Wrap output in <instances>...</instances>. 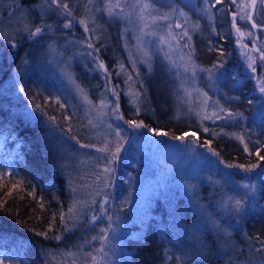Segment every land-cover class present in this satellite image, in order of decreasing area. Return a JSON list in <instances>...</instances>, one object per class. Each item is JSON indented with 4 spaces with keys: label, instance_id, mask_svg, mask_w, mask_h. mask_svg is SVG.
Returning <instances> with one entry per match:
<instances>
[{
    "label": "trees",
    "instance_id": "obj_1",
    "mask_svg": "<svg viewBox=\"0 0 264 264\" xmlns=\"http://www.w3.org/2000/svg\"><path fill=\"white\" fill-rule=\"evenodd\" d=\"M61 3L68 4L71 16L55 5L45 7L44 0H0V257L4 264H85L86 260L91 264L88 253L98 257V264H264L260 242L264 240V193L249 207L250 190L238 188L240 182L251 181L253 172H264L260 159L264 156V94L259 90L264 61L256 51L264 49V5L258 0L254 12L245 9L261 25L253 28L251 21L240 19L238 2L222 0L206 13L200 0H174L189 21L199 25L189 34L193 59L199 70L209 69L212 75L199 82L202 90L209 97L215 95V88L226 91L230 97L221 92L216 96L229 97L226 109L242 114L229 121L198 122L176 107L182 77L165 56L153 55L151 67L129 64L120 20L110 17L100 0ZM234 14L237 27L252 33L251 39L241 41L247 45L244 52L237 50ZM81 19L89 31L79 23ZM68 21L71 27H63ZM41 24L51 25L52 30L29 38L24 26L30 31ZM89 43L94 47L88 48ZM249 56L255 59V72L247 65ZM100 61L107 73L98 67ZM208 83L213 90L209 91ZM112 89L119 95H113ZM136 91L142 93L139 112L132 103L131 93ZM216 96L210 98L217 100ZM117 104L115 115L123 116L120 138L133 128L125 123L128 120L147 125L135 130L157 144L174 143L178 140L173 136L189 133L183 142L192 141L195 153L209 155L206 168L194 163L199 175L181 173L178 182L170 178L141 196L138 171L124 163L126 158L135 159V154L128 141L121 140L122 144L107 145L111 152L117 147L120 151L109 165L113 170L97 180L95 174L105 166L102 157L111 155L97 150L105 147L99 141L103 123L108 119L112 127H106V135L111 134L112 109ZM204 127L209 131L204 132ZM229 132L242 135L244 142L225 135ZM128 167L131 183L123 177ZM74 200L82 202L80 215L69 220L68 208ZM235 200L242 202L239 211L232 207ZM57 235L61 239H54ZM102 246L104 252L98 253ZM166 248L172 250L167 260Z\"/></svg>",
    "mask_w": 264,
    "mask_h": 264
},
{
    "label": "rangeland",
    "instance_id": "obj_2",
    "mask_svg": "<svg viewBox=\"0 0 264 264\" xmlns=\"http://www.w3.org/2000/svg\"><path fill=\"white\" fill-rule=\"evenodd\" d=\"M98 1V0H94ZM164 1L166 5L162 7L163 5L155 4L151 0H140L141 3L149 2L152 7L148 10V13H146V19L148 15L153 16H161L165 13H169L171 8H177L178 10H183L181 5H176L174 0H160ZM181 1V0H178ZM190 1V0H187ZM103 9H105V4L108 2V0H100ZM113 4L117 3V0H111ZM201 6L205 9L209 7L210 5H214L216 3V0H200ZM238 2L237 6V12L239 16L245 15V10L241 11L240 6L244 3H247V0H236V3ZM100 4V3H99ZM120 7L115 8L114 12L119 13V16L114 15L120 20V27H121V33L122 37L124 36L125 41V48H126V56L127 61L129 64H133V60L136 61V63L145 64L147 67L151 65V60L153 55L162 54V56H165L166 53L170 54L172 59L176 61L177 65L183 63L179 60V56L183 53L188 52L189 49L184 47L185 44L188 43V38L184 37L182 40H179V43L177 44L176 40H170V43L172 44V48L170 49L168 44H161L159 41V37L161 35H167L166 28L167 25L171 24L172 28L171 31L173 34L176 33H182L184 29H188L189 34L196 29L193 27L196 25V22L189 21L188 17L179 16L178 14L172 15L169 20H157L154 24L148 20V23L151 25L149 29L146 31H152L155 32V35H144L143 36V43L140 45L143 47L146 51L150 53V59L148 62H143L144 57L142 54H140L137 51V39L136 37L141 35L139 32V28L142 26L141 23L138 21L137 18V11L138 8L134 7L136 5V0H119ZM106 11V10H105ZM184 11V10H183ZM107 12V11H106ZM185 12V11H184ZM186 13V12H185ZM185 20L187 22L185 23ZM182 25V27H176L177 24ZM244 33H246L243 37H240L237 33V50L239 52H244L247 49V47H244L243 44L244 40H249L252 38V36L247 35L248 31L244 30ZM243 40V42H241ZM245 43V42H244ZM191 45V42L189 43ZM251 47V44L248 45ZM181 49L183 52H181ZM131 53V56H130ZM258 57V56H257ZM169 61V60H168ZM135 63V64H136ZM172 65V64H171ZM247 65H249V61H247ZM254 66V64H253ZM173 71L175 74H177L179 77H182L180 80V94L178 95L177 99V108H180L182 110V113H184V116H193L198 122L201 121V119L195 114L196 111H199V103L200 100L203 99V97H199L198 99V93L195 91L196 89H203L199 82L201 80H204L209 74L197 69L196 77L194 82L191 79V72L185 73L182 67H173ZM252 70V69H251ZM252 76V75H251ZM254 77V76H253ZM184 85V88H187L191 92V96L186 97L184 93V88L181 87V85ZM260 87V85H259ZM233 88V87H231ZM208 89L213 90V86L211 83H208ZM215 92L213 97L215 98L216 95L219 94V92L222 93L223 96H229L226 91H220L219 89L215 88ZM205 92V91H203ZM264 94V93H261ZM233 96V95H232ZM230 97V96H229ZM229 97H226L225 99H220L216 96L217 100L220 102V104L226 109L228 108L227 102L229 101ZM263 97V96H262ZM232 98V97H231ZM227 99V100H226ZM210 99L209 104H211L212 101H217ZM257 101H260L259 103H263L260 99ZM230 104H233L231 102ZM192 109L189 113V109ZM211 107H209L208 112H211ZM228 110V109H227ZM230 111V110H228ZM203 114V113H202ZM114 119V129L112 130V133L109 135H106L108 132L106 131V127H108V119L104 121V136L99 139L103 142V146L108 145L109 143H113L114 145H119L121 142H127L128 146L131 145V150L135 154L134 158H126L124 160V163L128 165L129 167H134L136 171H138L139 174V184L140 185V195L143 196L145 192L149 191L153 187H159L167 182L168 179L174 178L175 182H178L177 179H179L177 176H180L181 173L183 174H189L191 176L199 175L197 172V166L194 167L192 164L196 163V165L203 164L202 168L205 169L206 165L209 163V158L204 153H195V146L194 143L192 144V141L188 142H181L180 140L174 142V143H167L165 144H157L155 143V140L151 138L146 133L139 132V130H135V128H131V130H127V134H125V138H120L116 135V131L120 130L119 127L122 123L120 119H117V114H113ZM238 117V116H237ZM236 117V118H237ZM100 120V119H99ZM231 120V119H230ZM120 121V122H119ZM203 121H213V120H203ZM221 121V120H216ZM222 121H229L223 120ZM232 122V121H230ZM232 125V124H230ZM130 127V125L128 124ZM132 127V126H131ZM123 134V133H122ZM231 134V132H229ZM131 140V144H129V139ZM121 142V144H122ZM120 144V145H121ZM212 160L210 159V162ZM217 161L215 162V164ZM158 164V166H157ZM212 166L215 165L214 163H211ZM127 168L125 172L123 173V177L125 180H127V183L130 182V168ZM194 167V168H193ZM193 168V169H192ZM264 177L263 171H257L256 173H252L251 181L250 182H240L238 185V188L241 191L246 192L247 190H250L251 200L249 203V207H252L251 203H256V197L260 195L261 192L264 193V189L261 191V182L262 178ZM139 189V188H138ZM135 192H137V190ZM172 250L166 248L164 249V258L167 260L169 258V255H171ZM1 260V257H0Z\"/></svg>",
    "mask_w": 264,
    "mask_h": 264
},
{
    "label": "snow or ice",
    "instance_id": "obj_3",
    "mask_svg": "<svg viewBox=\"0 0 264 264\" xmlns=\"http://www.w3.org/2000/svg\"><path fill=\"white\" fill-rule=\"evenodd\" d=\"M221 2H222V0H216V4H220ZM89 3H92V0H89ZM232 3L235 4L236 0H232ZM257 3H258V0H249V2L244 3L243 5L240 6L241 11H244L245 9H249L250 8L254 12V10L257 7ZM259 3L261 5H264V0H259ZM44 5H45V7L49 8V9L52 8L53 5H55L58 9H62L63 10L62 14L66 13L68 16L72 15V11L69 8L68 4L67 3H61V0H44ZM118 7H120L119 0H117L116 4H113L111 2V0H108V2L105 4V10L107 11V13H108V15L110 17L113 16V15L119 16V13L114 12V9L118 8ZM134 7L138 8L137 18H138V21L142 25L139 28V32H140L141 35L136 37V39H137V51L140 54L143 55V57H144V61L143 62H148V60L150 59V53L148 51H146L143 47L140 46L143 43V36L144 35H155L156 34L155 32H152V31H146L147 29H149L151 27V25L148 23V20H150L154 24L157 20H165V21L169 20L172 15H176V14H178L179 16L187 17V13H185L183 10H178L177 8H171L169 13H165V14H163L161 16H153V15L149 14L147 19H146V15L145 14L148 13V10L152 7V5L149 2L141 3L140 0H136V5ZM211 7H215V5H210L209 7L205 8L203 11H205L206 13H210V8ZM236 15L237 14H234L233 18H232L233 27L236 29V32L238 33V35L240 37H243L246 33L242 32L241 29L239 27H237V25H236ZM211 18H212L211 15H209V19H211ZM240 19H242V20L243 19H247L248 21H251L253 28L261 27V25H258L255 22L252 12H245V15L240 16ZM186 22H187V20H185V23ZM79 23L84 26L85 31H89V29L87 27V23H86V21L84 19H81L79 21ZM63 27H65V28L71 27V21H68L67 23H65L63 25ZM176 27H182V25H180L178 23L176 25ZM193 27L195 29H198L199 25H194ZM171 28H172L171 24L167 25V28H166L167 35H161L159 37V41H160L161 44L167 43L169 48L171 49L172 48V44L170 43V40H176L177 44L179 43V40L183 39L184 37H187L189 41L191 40V36L189 35L188 29L185 28L182 33L173 34L172 31H171ZM45 29H48L49 31H51L52 30V26L51 25L41 24L39 26H36L34 28V30H30V31H29V26L28 25L24 26V30L28 31L29 38H34V37H37V36L41 35L42 33L45 32ZM91 31H95V29H92ZM247 35L250 36V35H252V33L248 32ZM12 46L15 47V44H13ZM87 47L88 48H93L94 46H93V44L89 43L87 45ZM184 47L188 48L189 51L187 53L181 54L178 57L179 60L182 61L183 63L177 65L176 61L173 60L171 55L168 54V53L165 54V59L169 60V62L172 64L173 67H182L185 73L191 72V79L194 82L195 77H196V73H197V69L199 67L198 65H196V63H195V61L193 59V53H194L195 49H193L190 44H185ZM244 47H247V45H245ZM50 48H51V46H50ZM51 50L55 51V48H51ZM95 50L99 51L98 48L95 49ZM256 51H258L260 53V59L262 61H264V49H256ZM181 52H183L182 49H181ZM130 56H131V53H130ZM135 63H136V61L133 60V64L134 65H135ZM254 63H255V59L253 57L249 56V65L248 66H249V68L252 69L253 72L256 71V68L253 67ZM98 67L104 69L105 73H107L108 69L105 67L103 61H100ZM149 67H151V65H149ZM213 67L215 68L216 66L214 65ZM120 68L123 71L124 70V65L120 64ZM200 70L208 72L209 73V78L210 79L212 78L211 70H209V69H200ZM66 76L69 79V81L76 87L77 91L81 95H84V98L87 99V96H86V94L84 92V89L81 88L80 85L76 83L75 79L72 77V74L70 72H66ZM128 79L131 80V76H129ZM181 87L184 88V85L182 84ZM259 90H260L261 93H264V78H261V80H260V89ZM195 91L198 93V99H199V97H203V99L200 100V103H199V106H198L199 107V111H196V113H195L201 119V121H203V120H222V119L223 120H228V119H235L237 116H241L242 115L240 113H234V112L228 111L227 109H225L220 104V102L218 100L217 101H212L211 104H209V101H210L211 98L208 96V94L206 92H203V90H201V89H196ZM112 93H113V95H116V96L119 95L115 91V89H112ZM184 93H185L186 97L191 96V92L187 88H184ZM141 94L142 93L140 91H136V92H132L131 93V95L133 97L132 103L134 105H136V111L137 112L140 111V107L138 105V100H139V97L141 96ZM231 99H239V98L238 97H232ZM101 106L102 107L106 106L103 100L101 101ZM36 107L38 109L40 108L39 105H37ZM118 107H119V105L117 104V106L112 109V112H114V113L117 112ZM209 107H211V109H212L210 113L208 112ZM189 111H192V109L190 108ZM116 118L117 119H123V116L117 115ZM55 119H56L55 117H49V120H51V121H55ZM89 123L91 124L92 121H89ZM125 123L129 124L130 126H132L134 128L148 127L147 125L143 124V122H136V121H133V120L125 121ZM95 126L96 125L93 124V127H95ZM108 127L111 128L112 125H108ZM203 131L204 132H208L209 129L207 127H204ZM155 134L156 135H161L162 133H160L159 131H156ZM190 134L193 137H196V135H197L196 132H192ZM212 134L213 135H219L215 131H213ZM116 135L119 137L121 135V133L117 130L116 131ZM163 135H167V134L163 133ZM188 135H189V133H185L182 136H173L172 139L180 140L181 142H183V141H185V138ZM225 135H234L236 137V139L240 140L242 143L244 142V137L242 135H238V134H234V133L233 134L225 133ZM73 139H75V137H73ZM77 142L79 143V141H77ZM208 143H210V142H208ZM257 143H259V141H257ZM204 146L207 147V144H205ZM81 147H95V145L82 144ZM97 150L99 152L111 153L110 157H102V159L105 162V166H104L103 172L95 174L96 175V179L97 180H101L102 176L103 177H107V174H109L113 170L109 165L114 163L115 160L118 158L117 154L120 151V147H117L115 152H111V149L107 145L105 147L99 148ZM209 150L212 151L211 149H209ZM244 150L248 151V145L247 144H245ZM213 155H219V154L217 152L213 151ZM260 159L264 160V156H260ZM228 167H233V165L229 164ZM236 167H240V166L236 165ZM253 167H255V165H253ZM245 170L248 171L250 169H245ZM72 191L75 192L76 189L73 188ZM97 194H99V192H97ZM230 201H231V198H229L228 200L224 201V205L223 206L227 207ZM81 203L82 202H79V201H75V200L73 201V204L68 208L67 219L71 220V219H73V217H79L80 210L78 208V205H80ZM93 203H95V202L93 201ZM82 206L83 207H87V204L83 203ZM241 206H242V202L240 200H235L232 203V207L236 211H239ZM41 207H43V204H41ZM101 211H103V208L101 209ZM60 219H61V221L65 220V214L64 213L61 214ZM110 219H111V217H109V220ZM92 220L93 221L97 220V217L93 216ZM109 227H111V225H109ZM66 230H70V229L66 228ZM101 231L102 232L106 231V229L101 230ZM40 234L47 236V233H40ZM54 239L59 240V239H61V237L59 235H57V236L54 237ZM92 239L96 240L97 237H92ZM99 239L104 241V240H106V237L105 236H100ZM260 242H261L262 245H264V240H262ZM96 251L98 253H103L104 252L103 246L101 248L97 249ZM87 255L91 257V264H98V257L96 255H93L92 253H88ZM101 259H102V257H101ZM0 264H4L3 260H0ZM85 264H88L87 260L85 261Z\"/></svg>",
    "mask_w": 264,
    "mask_h": 264
}]
</instances>
